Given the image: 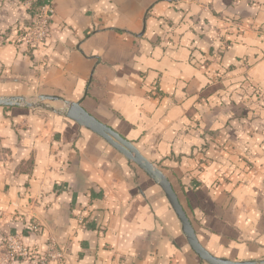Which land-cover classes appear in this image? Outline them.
I'll return each instance as SVG.
<instances>
[{
  "label": "crops",
  "instance_id": "crops-1",
  "mask_svg": "<svg viewBox=\"0 0 264 264\" xmlns=\"http://www.w3.org/2000/svg\"><path fill=\"white\" fill-rule=\"evenodd\" d=\"M43 1L34 51L16 42L24 0H0V97L60 98L0 104V264L51 244V264H209L162 187L64 100L164 173L211 254L264 260V0ZM12 234L29 259L8 257Z\"/></svg>",
  "mask_w": 264,
  "mask_h": 264
},
{
  "label": "water",
  "instance_id": "water-1",
  "mask_svg": "<svg viewBox=\"0 0 264 264\" xmlns=\"http://www.w3.org/2000/svg\"><path fill=\"white\" fill-rule=\"evenodd\" d=\"M58 96L54 95H40V102L46 100H58ZM39 103L28 101L25 97L11 96V97H0V104L2 105H21L36 106ZM66 108L64 110L65 115L79 123L80 125L92 130L106 139L111 145H113L118 151L124 154L130 161H133L136 165L141 167L148 175H150L155 182H157L164 190L170 204L176 212L178 218L182 224V230L186 235L190 246L195 252L209 264H264V260L261 261H231L223 259L211 254L204 246L199 242L194 227L183 208L178 195L173 189L169 179L164 173L156 167L150 160H148L138 148L128 139L123 137L112 127L105 123H102L89 112H87L80 104V102H71L64 100Z\"/></svg>",
  "mask_w": 264,
  "mask_h": 264
},
{
  "label": "built area",
  "instance_id": "built-area-1",
  "mask_svg": "<svg viewBox=\"0 0 264 264\" xmlns=\"http://www.w3.org/2000/svg\"><path fill=\"white\" fill-rule=\"evenodd\" d=\"M26 7L31 12V21L22 32L24 45L30 46L32 50L40 49L52 34V22L55 15V7L52 2L43 0H26ZM5 246L8 257L29 259L31 252L23 242L19 234H12L6 238ZM61 259V254L51 244L48 251L38 259V264H51L52 261Z\"/></svg>",
  "mask_w": 264,
  "mask_h": 264
},
{
  "label": "rangeland",
  "instance_id": "rangeland-1",
  "mask_svg": "<svg viewBox=\"0 0 264 264\" xmlns=\"http://www.w3.org/2000/svg\"><path fill=\"white\" fill-rule=\"evenodd\" d=\"M25 2H26V0H24V4H25ZM30 21H31V19H30ZM22 32H23V31H21V32L18 34V36H16V37H17V38H16V42L19 40L21 43H24L23 36H22ZM11 41H12V40H11ZM11 41H10V42H11ZM17 43H18V42H17ZM24 46H25V45H24ZM27 49H28V50H32L30 46H27ZM50 103H52L50 100L43 101L42 104H46V105H48V107H45V110H46V111H50V109H49V108H50V107H49V104H50Z\"/></svg>",
  "mask_w": 264,
  "mask_h": 264
}]
</instances>
